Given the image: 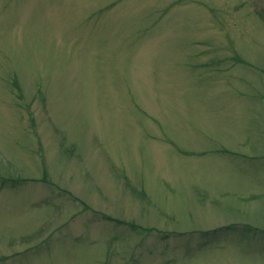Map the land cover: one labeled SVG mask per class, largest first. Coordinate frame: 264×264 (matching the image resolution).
Segmentation results:
<instances>
[{"label": "rangeland", "instance_id": "374dc122", "mask_svg": "<svg viewBox=\"0 0 264 264\" xmlns=\"http://www.w3.org/2000/svg\"><path fill=\"white\" fill-rule=\"evenodd\" d=\"M0 264H264V0H0Z\"/></svg>", "mask_w": 264, "mask_h": 264}]
</instances>
